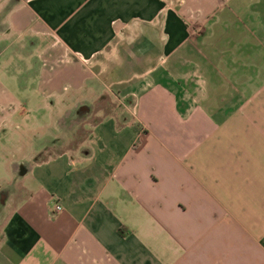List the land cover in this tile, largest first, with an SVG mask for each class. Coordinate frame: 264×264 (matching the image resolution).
Segmentation results:
<instances>
[{
    "label": "crops",
    "instance_id": "crops-1",
    "mask_svg": "<svg viewBox=\"0 0 264 264\" xmlns=\"http://www.w3.org/2000/svg\"><path fill=\"white\" fill-rule=\"evenodd\" d=\"M0 264H264V0H0Z\"/></svg>",
    "mask_w": 264,
    "mask_h": 264
},
{
    "label": "rangeland",
    "instance_id": "rangeland-1",
    "mask_svg": "<svg viewBox=\"0 0 264 264\" xmlns=\"http://www.w3.org/2000/svg\"><path fill=\"white\" fill-rule=\"evenodd\" d=\"M24 50H26V49H24ZM30 50V52H29V55L31 54V49H29ZM20 51H22V49H20ZM14 59L15 58H19L20 59V55H19V52H15V54H14ZM12 67H14V69H16V68H20L21 67V63L19 62V63H10V62H8ZM95 104H101V105H103V106H106V105H108V103H109V101H108V98H107V96H104V97H101V98H99L96 102H94Z\"/></svg>",
    "mask_w": 264,
    "mask_h": 264
},
{
    "label": "built area",
    "instance_id": "built-area-1",
    "mask_svg": "<svg viewBox=\"0 0 264 264\" xmlns=\"http://www.w3.org/2000/svg\"><path fill=\"white\" fill-rule=\"evenodd\" d=\"M59 209H60L59 204H55V205H54V210H55V211H58Z\"/></svg>",
    "mask_w": 264,
    "mask_h": 264
}]
</instances>
